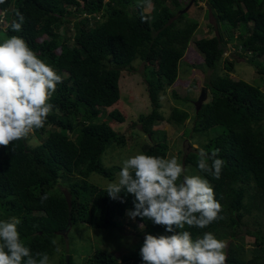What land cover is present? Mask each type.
<instances>
[{"label": "trees", "instance_id": "16d2710c", "mask_svg": "<svg viewBox=\"0 0 264 264\" xmlns=\"http://www.w3.org/2000/svg\"><path fill=\"white\" fill-rule=\"evenodd\" d=\"M147 3L152 4L150 13L146 12ZM179 4V0H5L0 4V29L6 26L2 29L5 38L23 37L63 76L50 101L55 108L45 127L28 141L14 142L9 148L0 146V220L11 216L22 220L18 231L33 254L47 253L51 260L57 254L56 246L61 249L65 244L70 231L59 233L70 220V230L78 223L115 230L126 210L133 209L132 196L121 193L125 202L114 201L104 188L89 181L92 175L113 179L118 167H106L102 158L111 144L127 145L126 137L101 121L100 115L120 101L122 73L132 74L134 62L140 60L152 111L141 115L138 123L154 141L142 152L168 157L167 134L164 131L155 139V123L167 121L182 126L191 116L175 108L166 119L160 94L179 80L184 58L194 42L203 57L200 67L213 74L205 82L208 99L196 110L192 131L200 137L218 131L201 148L209 153L220 149L219 158L225 164L217 180L199 172V149L186 153L183 162L209 180L222 205L220 215L225 218L205 229H188L186 225L185 230H190L194 239L210 231L226 244L231 241L226 249L227 264H264V228L252 230L246 221L255 214L264 226V88L233 79L235 64L224 58L230 46H238L241 56H251L249 63L264 77V63H255L256 58H264V0H208L224 33L195 40L199 23H181L185 15L172 12ZM17 11L24 15L25 23L21 32L13 33L8 26ZM221 24L229 27L230 33ZM221 63L226 71L223 74L218 72ZM108 118L126 121L118 110ZM65 190L72 195V208ZM136 222L145 233L165 234L162 227L147 219L138 217ZM246 236L254 239L253 249H247ZM138 253L139 249L133 251L122 263L142 264ZM122 263L98 250L85 262ZM60 264H67L65 256Z\"/></svg>", "mask_w": 264, "mask_h": 264}, {"label": "clouds", "instance_id": "9594fccd", "mask_svg": "<svg viewBox=\"0 0 264 264\" xmlns=\"http://www.w3.org/2000/svg\"><path fill=\"white\" fill-rule=\"evenodd\" d=\"M24 23V15L17 11L8 27L18 33ZM62 83L63 76L23 37L11 35L0 42V146L9 148L14 142L28 141L45 127L55 108L50 101ZM219 152L199 148V172L220 179L225 161ZM187 171L176 157L138 152L122 161L118 179L106 185L107 196L114 201L125 202L121 193L134 198L133 209L126 210L129 219H147L164 229L165 234L145 233L138 253L142 264H227L225 241L210 231L194 239L192 232L185 230L186 225L188 229H205L225 218L209 180ZM21 223L17 216L0 220V264H50L47 253L33 254L25 246L18 231ZM52 243L56 245L55 240ZM55 251L60 252L59 246Z\"/></svg>", "mask_w": 264, "mask_h": 264}, {"label": "rangeland", "instance_id": "374dc122", "mask_svg": "<svg viewBox=\"0 0 264 264\" xmlns=\"http://www.w3.org/2000/svg\"><path fill=\"white\" fill-rule=\"evenodd\" d=\"M179 2V7L173 6L172 12L177 16L181 14L185 15L181 23L184 24L191 21L199 23V32L195 35L194 40L215 37L216 35H220V31L224 33L222 29L220 30L218 28L217 21L210 11L208 0H196V5L193 4L195 0H179ZM187 9L188 11H186ZM151 10L152 4L147 3L146 12L150 13ZM184 11L186 12L182 13ZM221 25L230 33L229 27L223 24ZM4 28H6V26H2V29ZM2 29H0V42L5 39V33ZM60 32L64 34L65 30L61 29ZM225 35L228 36L226 39H229L230 35L227 33ZM237 35L238 34H236V36ZM231 40L234 41V39ZM224 58L235 64L234 73L231 74L233 79L243 80L252 85L264 88V77L258 75L255 66L251 65L248 61L251 56H248L246 59L242 57L238 46H230L226 50ZM257 62L264 63V58H256L255 63ZM202 63L203 57L198 53L193 42L181 66L179 80L173 87L167 89L165 93L162 92L160 94V101L162 103L161 112L166 119L172 115L175 108L189 112L191 116L190 119L182 126L167 123V121H161L156 122L153 127L155 139L161 138L162 132H166L170 147L168 157H176L183 165L186 153L201 148V144L207 142L208 139L213 138L218 133V131L212 130L209 135L200 137L192 131L195 122L194 116L197 110L196 102L203 88H205V82H207V79L212 77L213 74V71L201 68L200 66ZM218 72L219 74L226 72L224 63H221ZM120 90V101L104 110L100 117L101 121L107 122L115 132L123 134L126 137L127 145L122 147L111 144L102 158V162L106 167H118L113 179L92 175L89 180L92 184L104 189L109 181L118 179L117 173L124 159L138 152H142L146 145L153 144L154 142L151 135H147L138 123V119L141 115L149 114L152 111L148 86L144 74V66L140 60L134 62V72H132V74H128L127 72L122 73ZM188 97L192 98L189 102L185 100ZM115 110H118L126 117L125 122L120 123L108 118V115ZM215 129L222 130L221 127ZM198 141H200V143H198ZM30 143L35 144L36 141L31 140ZM193 145L197 147H193ZM180 151H182V154ZM186 168L188 170V175H200L192 166H187ZM246 221L249 223L248 228L252 230L261 227L264 228V226L261 225L262 221L257 220L255 214L251 217H247ZM144 235L145 230L143 226L137 223L136 220L133 221L129 219L127 216L119 221V226L115 230H99L86 224L78 223L76 226L72 227L65 240L64 246H62L60 252L50 260V264H60L63 256H65L67 264H69V262H71V264H85L87 257L96 250L105 251L122 263L124 257L140 248L143 243ZM253 241L254 239L246 236L247 249L254 248L251 246Z\"/></svg>", "mask_w": 264, "mask_h": 264}, {"label": "water", "instance_id": "95a60500", "mask_svg": "<svg viewBox=\"0 0 264 264\" xmlns=\"http://www.w3.org/2000/svg\"><path fill=\"white\" fill-rule=\"evenodd\" d=\"M186 11H188V9ZM186 11H184L182 13H185ZM206 100H207V89L203 88V90L201 92V95H200L199 99L196 102L197 111L201 109L202 105L204 104V102ZM64 194H65L67 203L69 205V208H72V195L69 193L68 190H65ZM71 226H72V223H71V220H70L67 228L65 230H63L62 232H60L59 234H62V235L63 234L64 235L67 234L70 231ZM230 244H231V241L227 243V251L229 249Z\"/></svg>", "mask_w": 264, "mask_h": 264}]
</instances>
